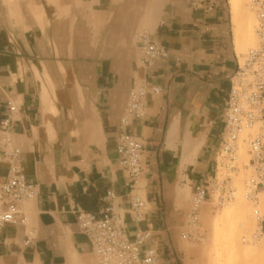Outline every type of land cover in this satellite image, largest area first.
I'll use <instances>...</instances> for the list:
<instances>
[{
  "label": "crops",
  "instance_id": "1",
  "mask_svg": "<svg viewBox=\"0 0 264 264\" xmlns=\"http://www.w3.org/2000/svg\"><path fill=\"white\" fill-rule=\"evenodd\" d=\"M141 33L168 57L146 65ZM248 39L230 0H0V182L10 175L5 152L18 148L36 185V196L20 203L26 224L0 231V264H98L76 213L101 215L109 205L130 238L152 230L159 264H186L194 189L214 175ZM140 85L160 93L149 91L144 116L125 128L144 146L131 191L116 145ZM9 102L18 110L6 143ZM134 194L147 205L140 222Z\"/></svg>",
  "mask_w": 264,
  "mask_h": 264
},
{
  "label": "built area",
  "instance_id": "2",
  "mask_svg": "<svg viewBox=\"0 0 264 264\" xmlns=\"http://www.w3.org/2000/svg\"><path fill=\"white\" fill-rule=\"evenodd\" d=\"M250 9L255 16L254 32L257 46L249 48L243 62L232 79V86L224 113L222 140L217 151L214 175L208 183L194 189L186 229L182 239L197 244L203 239L200 226V211L204 203L215 201L219 208L230 205L236 199L234 174L243 168L250 173L244 183L243 196L254 207L253 213L260 228L252 235V242L264 239L262 222L264 215L259 209L261 188L264 187V0H251ZM214 6L207 7L212 11ZM142 60L152 65L168 57V50L148 39L141 33L137 37ZM149 91L160 93V88L140 85L130 92L129 101L121 118V132L117 137L116 152L120 164L128 175V186L134 191L143 175V142L127 132L134 120L145 114V99ZM17 105L9 102L7 114L1 122V130L7 134L14 126ZM247 148V159L242 160L241 147ZM10 159V175L6 182H0V231L8 224H26L27 216L20 203L36 196V185L28 180L20 162V149L5 152ZM115 197L109 192L106 201ZM147 205L139 194L131 198V210L137 222L142 220ZM77 224L87 237L98 264H159L156 248L150 246L154 235L150 229H137L130 238L121 225L120 218L111 205L101 215L78 211ZM30 234L26 240H32Z\"/></svg>",
  "mask_w": 264,
  "mask_h": 264
},
{
  "label": "rangeland",
  "instance_id": "3",
  "mask_svg": "<svg viewBox=\"0 0 264 264\" xmlns=\"http://www.w3.org/2000/svg\"><path fill=\"white\" fill-rule=\"evenodd\" d=\"M250 1L251 0L242 1L241 3L238 4L240 7L237 6L236 10H234V11H239L238 12L239 14L237 13V15H242V18L244 20V27H246V29H245L246 37L249 38L248 42L240 49L244 53H246L249 48H253V47L257 46V43H258L255 32H254L256 21H255V16L252 13L250 6H249ZM234 14H236V13L234 12ZM240 154L242 156V160L245 161L247 159V148L245 146H243L241 148ZM240 170L237 171L233 175L234 176V186L236 189V193H235L236 199L230 205H235L239 199L244 198L243 195H242L243 198L241 196H240L241 197L240 198L238 195L243 193L244 183H245L246 179L250 176V173L248 171H245L243 168H240ZM239 178H240V180H239ZM263 195L264 194L260 195V203H259L258 207L261 210V213L264 215V206H263L264 204L262 203V201H264ZM237 196L239 197V199H237L238 198ZM244 201L247 203V205L251 211L252 217L254 218V220H256L254 213H252L253 209H254L253 205L246 199ZM228 206L223 207V208H219L216 206V202L214 200L208 201V202L203 204V206L201 207V211H200V222H201L200 230H201V233L203 234L202 241H200L197 244H193L187 240L182 239V242H185L189 247V249H186L183 247L184 253L186 255V258H185L186 264H214L216 260H220V261L222 260L221 262L228 264V262L226 260L228 258H230L229 250L232 249L231 248L232 246L229 244L230 243L229 240L222 239V236L220 235L221 232L219 233V236L217 237V235L215 233L216 231L214 228L215 220L218 218V216H220L228 208ZM235 219L236 218H235L234 214H232V213L228 216V221H227V227L228 228L233 226L234 222L236 221ZM256 230H257L256 227H254V228L252 227L248 230V232L246 233V235L248 236L246 242L249 243L251 247H254L257 249H264L263 248L264 247V239H262L258 243L252 242V235L256 232ZM218 239H220V240H218ZM226 248L228 249L227 251H226ZM232 250H234V249H232ZM255 261H258V264L259 263L264 264V256H262V257L257 256Z\"/></svg>",
  "mask_w": 264,
  "mask_h": 264
},
{
  "label": "bare ground",
  "instance_id": "4",
  "mask_svg": "<svg viewBox=\"0 0 264 264\" xmlns=\"http://www.w3.org/2000/svg\"><path fill=\"white\" fill-rule=\"evenodd\" d=\"M242 1H245V0H230V4H231V7L233 9V13L234 12L236 13V14H234L235 16H237V13L239 11H234V10H236V7L239 6L238 4L241 3ZM241 17H242V15H241ZM236 20H237V18H236ZM245 29H246V27H245ZM240 41H241V38H240ZM239 46L242 47V42H239ZM239 180H240V178H239ZM242 195H243V193L238 195V196L242 197ZM239 197L237 199H239ZM263 197H264V195H263ZM243 199L245 200V198H243ZM243 199H239L235 205H229L228 208L220 216H218V218L214 222V228H215V231H216L215 233H216L217 237L219 236V233L221 232L220 235L222 236V239L229 240V242H230L229 244L232 246L231 248L234 249V250H232V249L229 250L230 258H228L226 260L228 262V264H258V261H255L256 257L257 256H261V257L264 256V249H257V248L251 247L250 244L246 242V240L248 238L246 233L248 232V230L252 227L253 228L256 227L257 229H259L260 224L257 221V219L254 220V218L251 215V211H250L247 203ZM262 203L264 204V201H262ZM231 213L234 214L236 221L234 222L232 227L228 228L227 227V221H228V216ZM220 239H218V240H220ZM227 250L228 249L226 248V251ZM221 261L216 260L214 264H225Z\"/></svg>",
  "mask_w": 264,
  "mask_h": 264
}]
</instances>
